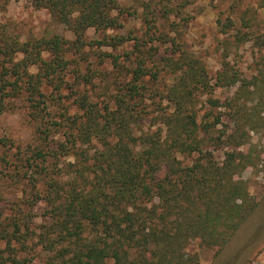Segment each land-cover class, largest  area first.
Masks as SVG:
<instances>
[{"label":"trees","instance_id":"obj_1","mask_svg":"<svg viewBox=\"0 0 264 264\" xmlns=\"http://www.w3.org/2000/svg\"><path fill=\"white\" fill-rule=\"evenodd\" d=\"M170 2L152 0L147 5L148 12H153V4L161 5L167 17L173 11ZM32 3L48 9L59 22L68 25L76 38L69 40L54 34L51 38L23 41L19 35L0 30V116L12 108V102L25 97L36 112L41 102L47 101L42 89L45 84L53 82L55 89H61L71 63L67 54H81L93 44L87 38L90 28L107 31L124 26L119 0ZM146 22H150L148 14ZM148 25L151 31L152 25ZM127 40L126 35L107 34L97 45L117 48ZM45 52L51 58H46ZM177 52L173 51L166 62L168 74L174 77L167 92L174 107L163 119L164 138L159 134H137L141 115L135 110L143 104V90L148 88L146 78H156L158 74L147 67L145 56L137 55L131 79L119 85L113 97L116 107L109 103L98 107L87 94H82L77 100L86 111V119H73L79 133L59 141L55 150L46 151L44 140L24 159L30 168H39L38 176L46 177L49 157L57 158L61 152L70 155L69 150L78 139L85 144L98 136L103 144L93 155L85 147L74 151L77 162L68 164L71 179H52L50 175L52 180L46 184L45 195L42 189L35 193V198L47 200L58 216L54 224L61 228L60 235L63 230L68 232L70 226L74 228L68 232L76 238L74 247L64 245L58 249V260L53 264H201L198 254L189 248L193 241L206 248L221 249L255 211L257 201L239 175L257 164L259 154L253 147L247 151L232 149L223 161H218L205 149L202 125L193 105L195 93L206 91L211 80L202 62L182 51L177 56ZM97 54L99 64L110 57L114 68L124 73L119 55L105 51ZM33 65L39 67L37 73L30 71ZM235 77L225 69L219 80L231 85L237 81ZM48 130H43V134ZM246 143L240 140L236 146ZM187 158L190 162L185 161ZM2 236L7 238L9 247L13 240L22 242L17 232ZM66 236L70 235L63 238ZM48 241L59 242L51 238ZM55 242L50 249L55 248ZM12 248L13 264H31L33 256L20 258L19 249Z\"/></svg>","mask_w":264,"mask_h":264},{"label":"rangeland","instance_id":"obj_2","mask_svg":"<svg viewBox=\"0 0 264 264\" xmlns=\"http://www.w3.org/2000/svg\"><path fill=\"white\" fill-rule=\"evenodd\" d=\"M119 2L124 10V26L107 31L90 28L87 38L93 44L81 54H67L71 63L61 89H55L53 82L45 84L42 89L47 101L41 102L36 112L25 97L12 102V108L0 116V264H13L12 247L19 249L20 258L33 256L31 264H53L58 260V249L64 245L74 247L76 238L68 233L74 228L70 226L68 232L63 230L60 235L61 228L54 224L58 216L47 200L35 198V193L42 189L45 195L46 184L52 179H71L68 164L77 162L74 151L85 147L93 155L102 149V141L98 136L85 144L78 139L69 150L70 155L61 152L57 158L49 157L48 177L38 176L39 168H30L24 159L44 140L47 151L59 141L71 139V133H79L73 119H86V111L77 100L82 94H87L98 107L107 103L116 107L113 97L119 85L131 79L137 55L145 56L147 67L158 73L156 78H146L148 88L143 90V104L135 110L141 115L137 134L165 137L163 119L174 107L167 97L174 77L168 74L166 63L173 51H178L177 56L181 51L191 54L202 62L211 80L206 91L195 93L193 105L202 125L205 149L218 161H223L232 149L247 151L253 147L259 154L257 164L239 175L257 201L253 214L223 248H206L199 241H193L189 248L198 254L201 264H264V0H171L173 11L167 17L161 5L153 4V12H148L147 5L152 0ZM146 14L150 22H146ZM148 24L152 25L151 31ZM0 30L19 35L23 41L51 38L54 34L69 40L76 38L68 25L59 22L48 9L35 7L32 0H0ZM107 34L126 35L129 40L117 48L99 47L97 41ZM100 51L119 55L124 73L114 68L110 57L99 64ZM44 55L51 58L49 52ZM225 69L235 74L234 84L224 85L219 80ZM39 70L37 65L30 67L32 73ZM238 108L240 112H236ZM46 128L49 130L43 134ZM240 140L247 143L238 147L236 142ZM7 232H17L22 242L13 240L9 247L7 238L2 236ZM65 235L71 238L64 239ZM48 238L59 241H54L53 250L50 247L54 242Z\"/></svg>","mask_w":264,"mask_h":264}]
</instances>
